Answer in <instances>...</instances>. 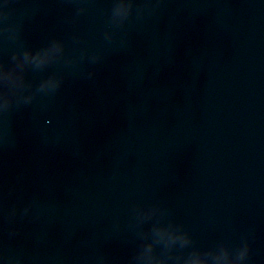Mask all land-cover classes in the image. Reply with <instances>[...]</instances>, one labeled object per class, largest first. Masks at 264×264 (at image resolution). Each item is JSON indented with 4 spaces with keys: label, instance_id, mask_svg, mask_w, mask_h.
I'll list each match as a JSON object with an SVG mask.
<instances>
[{
    "label": "water",
    "instance_id": "95a60500",
    "mask_svg": "<svg viewBox=\"0 0 264 264\" xmlns=\"http://www.w3.org/2000/svg\"><path fill=\"white\" fill-rule=\"evenodd\" d=\"M120 3L0 0V264H264V0Z\"/></svg>",
    "mask_w": 264,
    "mask_h": 264
},
{
    "label": "clouds",
    "instance_id": "9594fccd",
    "mask_svg": "<svg viewBox=\"0 0 264 264\" xmlns=\"http://www.w3.org/2000/svg\"><path fill=\"white\" fill-rule=\"evenodd\" d=\"M130 9L131 4L129 2H125V0H121V3L117 6V11L124 14H127ZM56 47H59V42H57ZM241 255H243V253ZM183 264H210V262L202 256L196 255L193 258L184 261ZM231 264H239V262L233 261Z\"/></svg>",
    "mask_w": 264,
    "mask_h": 264
},
{
    "label": "snow or ice",
    "instance_id": "6c2138e0",
    "mask_svg": "<svg viewBox=\"0 0 264 264\" xmlns=\"http://www.w3.org/2000/svg\"><path fill=\"white\" fill-rule=\"evenodd\" d=\"M125 2H129V0H125ZM4 102H6V101H4ZM0 103H2V102H0Z\"/></svg>",
    "mask_w": 264,
    "mask_h": 264
}]
</instances>
